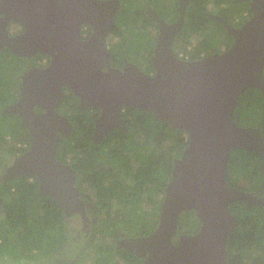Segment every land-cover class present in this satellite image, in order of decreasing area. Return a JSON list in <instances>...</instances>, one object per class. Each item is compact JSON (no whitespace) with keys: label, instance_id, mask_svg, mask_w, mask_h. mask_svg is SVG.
Wrapping results in <instances>:
<instances>
[{"label":"water","instance_id":"95a60500","mask_svg":"<svg viewBox=\"0 0 264 264\" xmlns=\"http://www.w3.org/2000/svg\"><path fill=\"white\" fill-rule=\"evenodd\" d=\"M236 1H249L251 16L234 26L222 15L211 13L233 41L226 50L198 59L182 58L170 46L172 35L164 32V22L157 16L161 32L152 58L156 72L147 73L131 62L124 68L111 64L105 36L115 24L116 4L0 0V47L7 45L28 56L41 51L53 57L47 69L24 75L22 94L11 105L34 136L30 148L7 167L4 178L36 174L41 191L52 195L64 213L70 214L81 198L75 186L76 170L57 157L58 124L68 121L55 109L63 97V86L79 96L81 107L102 108L94 134L97 139L113 127H124V106L152 111L171 127L184 129L189 143L174 159L157 229L146 237L128 239L127 246L140 256L150 252L145 264H230L227 242L239 224L231 204L247 200L264 206L263 196L231 185L228 177L232 149L257 150L264 159L261 127L240 125L234 117L239 97L248 88L257 87L264 93V0ZM12 19L25 26L24 33L7 35L6 26ZM88 24L92 33L85 39L82 29ZM181 25L178 22L170 28L179 32ZM105 66L109 69L103 70ZM35 105L44 106L46 112L36 114ZM189 210L197 212L202 226L195 234L182 235L176 244L172 237L180 216Z\"/></svg>","mask_w":264,"mask_h":264},{"label":"trees","instance_id":"16d2710c","mask_svg":"<svg viewBox=\"0 0 264 264\" xmlns=\"http://www.w3.org/2000/svg\"><path fill=\"white\" fill-rule=\"evenodd\" d=\"M193 2L195 10H189L188 33L184 32V41L188 38L186 34L190 36L193 32L196 39L191 48L189 43L184 41L181 45L190 59H198L213 52H222L229 48L233 41L232 34L211 13L220 14L230 23L239 26L252 14L249 1L193 0ZM153 23V18L149 16H136L121 11L109 37L110 51L116 55L114 61L119 63L124 57L136 60L134 56L137 55L136 51L140 50L150 52V56L154 54L156 35L152 31L150 37L149 33L143 32L144 27L150 29ZM120 35L126 41L123 49L114 40ZM148 67L151 70L154 69L152 62ZM2 81L7 82L8 80L2 79ZM3 92L0 91V104L6 100L7 95ZM128 108H131V111L135 110L130 106ZM73 114L77 116L78 122L82 120L81 117L87 118L88 116L87 113H82L76 108ZM234 117L240 125L260 126L264 136L263 91L257 87H250L241 94ZM5 118L6 114L3 115L0 111V142L10 143L9 153L24 152L28 145L25 146L23 141L30 139L28 130L23 125V131L20 130L21 127L18 126L20 122L16 119L9 123ZM90 120L88 119V122ZM129 122V133L118 132L115 129L109 134L108 138L117 137V143L112 144L111 149L104 150L103 157L107 161L119 162L121 166L125 165L128 171H131L133 167L130 161L135 159L136 164L140 165L133 171V179L137 181V185L149 186L150 196L155 198L157 194L155 201L160 204L163 197L158 194L164 192L163 186L170 181L174 165L173 158L182 155L189 143L188 134L182 128L171 127L166 120L158 118L154 112L149 110L137 108L135 114L129 117ZM82 125L83 122L78 123L77 135ZM92 129L93 124L90 130ZM90 133L91 131L88 132V136ZM6 134H12L11 139H4ZM142 136L143 139H141ZM20 137L21 141H19ZM136 137L139 138L136 139ZM65 147L75 150L79 155L84 150L70 139L59 149V158L64 162L66 158L62 156V153ZM93 153L95 155L97 152ZM4 159L0 157V163ZM261 163L262 154L257 150L241 147L232 149L228 169L231 185L253 191L264 197V172ZM92 168V174L88 177L96 186L106 187V184L124 183L118 178L119 173L108 175L105 171L94 170V166ZM39 185L40 181L36 177L14 176L5 179L0 175V203L4 211L0 216V259H6L10 264H31L43 259L53 260L59 257L62 264H69L72 259L66 261L63 255L68 247L72 251L71 257H76V253H81L76 263L82 264L89 256L91 247L86 246L81 252L74 249V240L65 231V213L62 206L52 195L42 192ZM102 191L105 193L103 188ZM231 209L238 216L239 224L234 228L227 242L230 264H264V206L246 200L232 203ZM155 212L156 210L152 214L154 215ZM192 217L197 222L191 221ZM104 220H107L106 217ZM185 222L190 226L189 232L198 231L200 221L195 210L181 214V229H186ZM104 225H102L101 232L110 231L111 225ZM115 225L118 223L112 226ZM99 248L100 251L105 250V248ZM99 262L97 260V263Z\"/></svg>","mask_w":264,"mask_h":264},{"label":"flooded vegetation","instance_id":"af4514ba","mask_svg":"<svg viewBox=\"0 0 264 264\" xmlns=\"http://www.w3.org/2000/svg\"><path fill=\"white\" fill-rule=\"evenodd\" d=\"M106 2H111V4H116V19L118 14L123 11L125 13H131L136 16H149L153 18L154 23L152 24L150 29L144 27L143 32L149 33L150 37L152 31L154 35H156V43L154 45L153 51L157 45L158 37L160 35V23L157 20V16H159L164 22V32L169 34L172 39V43L170 46L176 50V52L182 58H189L188 55L181 53L178 49L182 45L184 41V32L188 31L187 29V17L189 10H195V3L193 0H103ZM216 14V13H215ZM3 14H1L2 16ZM251 16V15H250ZM249 16V17H250ZM248 17V18H249ZM183 18V20H182ZM247 18V19H248ZM182 20V21H181ZM116 22V21H115ZM182 23L181 29L179 32L170 28L173 24ZM244 23V22H243ZM232 24V23H231ZM234 26H239L237 24H233ZM168 26V27H167ZM7 35L9 37L17 36L25 32V26L18 20L12 19L7 23ZM140 27V26H139ZM113 28V27H112ZM92 33V27L88 25H83L82 36L83 38H88ZM112 33V29L105 36V43L108 45L109 51L111 50L109 37ZM188 33V32H187ZM109 35V36H108ZM187 39L184 41L189 43V47L193 46V42H195V33H191L190 36L188 34ZM115 41L118 42V46L123 49L125 45V39L120 35L119 37H115ZM191 43V45H190ZM111 52V64L114 67L124 68L127 63L137 64L142 68L143 71L147 73L156 72L155 68L151 70L148 66L152 62L153 55L150 56V52L148 51H136V60L129 59L124 57L117 63L115 60L116 55ZM154 53V52H153ZM53 62L52 55L45 52H36L32 55H23L18 54L14 50H12L9 46L4 45L0 47V87L4 89L6 96L5 102H1L0 111L3 115L6 114L7 121L20 122V130L23 131L22 125L28 130L27 133L30 135L29 140H25L24 145L27 146L26 152L31 144L33 143L34 132L27 127L24 123V118L21 114L13 112L10 108L13 103H15L22 94V87L24 82V75L33 70H43L47 69L51 63ZM109 69L107 66L103 68V70ZM8 74L9 76L5 77ZM2 79H9L7 82L2 81ZM59 102V101H58ZM77 105V106H76ZM75 108L82 112L87 113L88 116L81 117V121H77V116L73 114L75 112ZM56 111L65 117L68 121L65 123L63 121L59 122V128L57 129V133L59 134V146L57 157L59 158V149L62 144L68 143L70 141L73 143H77L80 145L82 150L81 155L77 154L75 150H70L68 147L64 148V152L62 153L66 161H62L64 163L70 164L75 170V186L79 189V197L80 201L76 199L75 205L73 206L74 210L70 214H64V226L65 231L68 233L69 237L74 240L73 246L77 252H81L86 248V246H90L91 248L95 246L96 254L89 264H145L147 260V256L150 252H146L145 255L140 256L136 252L132 251L130 247H128V239L131 238H142L150 235L154 232L158 224L160 222L161 215V206L162 202L158 204L155 201V198L150 196L149 186L144 184L137 185V181L133 178L131 182H129L130 176H133L132 173L134 170L138 168L140 164L135 167L136 160L132 159L130 163L133 164L132 170L128 171L125 168V165L121 166L119 162L107 161L103 157L104 150H109L112 148V144L117 143V137H109V134L115 129L119 131H124L126 133L130 132V126L128 125L129 117L135 114V110L131 111L128 106H124L122 111V120L124 123V127H113L109 130V132L102 138L97 139L95 137L96 130V122L102 113V108L97 105H90L87 108H83L80 106V98L79 96L72 91L71 88L66 85L63 86V97L61 101L55 106ZM34 110L36 114L41 115L46 112V108L41 105H35ZM90 116V117H89ZM87 119V121H86ZM88 119L91 120L88 122ZM36 120V116H35ZM82 127H80L79 135L76 134V130L78 127V123H82ZM93 124V129L90 130L91 125ZM88 136V132H90ZM26 133V134H27ZM263 133V132H262ZM12 134H6L4 139H11ZM264 137V136H263ZM128 137H126L127 139ZM139 137H136L138 139ZM143 139V136L141 137ZM21 141V137L19 139ZM9 142V141H7ZM97 152L95 155L93 152ZM16 153L12 154L9 152H5L3 157L6 159L2 165H0V175L4 178V174L6 173L7 167L12 164L13 160L16 156L23 154ZM102 156H101V155ZM124 155V154H123ZM2 158V157H1ZM177 158V157H175ZM173 158V161L174 159ZM262 156V163H263ZM261 163V167H262ZM105 171L108 175H112L115 173H119L120 180H122L123 184L117 185H105L106 187L96 186L91 183L92 180L88 175H91V169L93 170ZM264 172V169L262 168ZM81 174V176H80ZM85 176V177H84ZM29 178L38 176L33 174L28 176ZM40 181V179H39ZM41 184V182H40ZM165 186H163L164 192H159L158 196H165ZM109 187V188H107ZM40 188V185H39ZM102 188L105 190V193L102 191ZM79 206V208H78ZM155 212L153 215L152 212ZM106 217L107 220H104ZM199 217V216H198ZM135 220V221H133ZM191 221H196L193 217ZM200 230L202 226V220L199 217ZM197 222V221H196ZM118 223V225L112 226L113 224ZM107 224L111 225L110 231L106 233H102V225ZM132 224H135V228H130ZM153 226L151 227V225ZM186 229H181L180 222L177 227L176 234L172 237L174 243H178L179 239L184 234H195L194 232H189V225L185 222L184 224ZM106 226V225H104ZM195 228V227H194ZM99 236V237H97ZM99 239L95 240L94 239ZM91 242L93 244H91ZM98 242V243H97ZM105 248V250L110 252H115L116 257L106 256L108 254H104L103 251H100V248ZM90 248V249H91ZM68 250H65L63 253L65 260H71L69 264H77V258L81 253H76V257H71L72 251L67 247ZM101 257V259H100ZM97 260L100 262L97 263ZM88 261V258L84 260V262ZM62 264L61 259L56 257L53 260L43 259L35 262L37 264ZM84 262L82 264H84ZM89 262V261H88Z\"/></svg>","mask_w":264,"mask_h":264},{"label":"rangeland","instance_id":"374dc122","mask_svg":"<svg viewBox=\"0 0 264 264\" xmlns=\"http://www.w3.org/2000/svg\"><path fill=\"white\" fill-rule=\"evenodd\" d=\"M239 5H237V7H238ZM236 7V8H237ZM195 39H196V37H195ZM181 53H184L185 54V51H184V48L182 47V46H180L179 47V49H178ZM7 76H9L8 74H6L5 75V77H7ZM7 80H9V79H7ZM0 91L1 92H3L4 91V89L3 88H1L0 89ZM142 139V138H141ZM140 139V140H141ZM142 144H143V142H141ZM166 145V144H165ZM164 145V146H165ZM9 146H10V143L8 144H6V143H4V142H0V157H3V154L5 153V152H8V150H9ZM148 146H151V145H148ZM101 155V154H100ZM102 156V155H101ZM4 162H6V159H4V160H2V164L4 163ZM1 163H0V165H2ZM135 167H137V164H135ZM0 170H1V168H0ZM132 178H133V176H130V178H129V182L130 183H133V181L131 182V180H132ZM134 180V179H133ZM3 207H2V205H1V203H0V216H1V214H3ZM133 221H135V220H133ZM135 226V224H132L131 226H130V228H135L134 227ZM97 237H99V236H97ZM95 240H99L98 238L96 239H94V241ZM98 243V242H97ZM91 244H93L92 242H91ZM254 250V249H253ZM103 253L104 254H108V255H106V256H109L110 255V257H116L117 255H116V253L115 252H110V251H106V250H103ZM94 254H96V249H95V246H93L91 249H90V253H89V256L88 257H86V259L88 258V261H86V262H84V264H89L91 261L90 260H92V258L94 257ZM0 264H10V262H8L6 259L5 260H1L0 259ZM24 264V263H23ZM31 264H35V263H31ZM37 264H40V262H38Z\"/></svg>","mask_w":264,"mask_h":264}]
</instances>
